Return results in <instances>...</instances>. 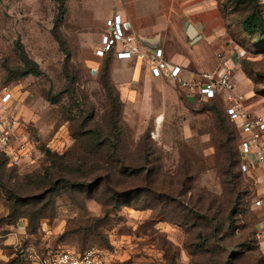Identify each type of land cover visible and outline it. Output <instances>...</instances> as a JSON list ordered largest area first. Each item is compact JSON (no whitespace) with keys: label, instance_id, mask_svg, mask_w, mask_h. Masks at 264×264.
<instances>
[{"label":"rangeland","instance_id":"374dc122","mask_svg":"<svg viewBox=\"0 0 264 264\" xmlns=\"http://www.w3.org/2000/svg\"><path fill=\"white\" fill-rule=\"evenodd\" d=\"M142 1L150 7L162 2L184 7L181 0ZM193 3L201 4L202 13L197 12L188 20L192 22L181 28L184 44L170 45L186 56V50L181 49L184 45L196 68L210 70L206 72L223 68L218 61L222 55L233 67L238 92L249 99V112L264 117V40L242 28L254 9L264 12V0ZM116 6L121 9V0H0V95L4 87L15 94L11 113L23 122V139L31 147L30 158L18 166L0 156V264H24L25 258L31 263L50 251L88 249L104 251L109 264H264L259 239L251 250L241 246L264 224V205L255 207L258 200L264 201L261 188L255 186L259 197L252 192L243 197L234 229L230 230L226 221L228 207L210 223L207 217L213 213L209 214L199 199L207 192H221L214 170L218 135L214 114L211 104L181 93L169 81L145 86L136 83L130 102L129 87L118 88L110 74L115 94L122 101L119 127L124 135L119 150L137 154L135 146L142 136L155 134V139L151 138L156 152L153 165L161 175L174 180L168 199L143 192L121 197L116 204L110 195H101L103 187L96 194L92 186L65 183L43 200L27 203L24 198L36 195L28 190L23 177L45 167L43 147L63 155L75 146L71 124L61 110L62 106L71 109L69 97L82 105L85 117L97 115L99 121L98 116L104 114L108 100L99 82L103 62L93 51ZM190 27L204 38L193 43ZM169 36L180 37L170 33L162 37ZM213 37L216 42L209 41ZM20 45L42 74L8 81L7 71L17 76L25 69L17 50ZM188 69L196 71L192 64ZM49 91L63 95L59 105L48 102ZM93 127L92 121L86 129ZM242 183L241 191H249L248 176ZM186 188L192 190L182 195ZM13 192L24 199L16 202ZM204 202L208 205L207 199ZM236 252L240 256L232 259Z\"/></svg>","mask_w":264,"mask_h":264},{"label":"trees","instance_id":"16d2710c","mask_svg":"<svg viewBox=\"0 0 264 264\" xmlns=\"http://www.w3.org/2000/svg\"><path fill=\"white\" fill-rule=\"evenodd\" d=\"M244 1L237 0L239 3ZM64 12L65 9L62 5L61 13ZM242 28L248 35L256 36L258 40H264L263 10L254 9L244 19ZM17 50L25 69L17 76H12L7 71L8 81H19L28 75L39 77L42 72L38 64L29 59L21 45L18 46ZM100 60L103 62V67L99 82L105 90L108 100L107 104L104 105V114L98 116L99 121H96L97 115L85 117V110L81 108L82 105H78L73 97H69L72 103L71 109L66 110L67 108L62 106L61 110L65 121L71 124L70 131L75 141V146L71 151L63 155L43 147L46 158L45 167L37 173L23 177L28 190L35 191L33 194H36L33 197H24L27 199V203H31L32 200L47 198L49 194H52L55 187L63 183L74 187L92 186L94 187L92 192L96 194H100V190L103 187L104 190L101 195H110L109 197L116 204L121 201V197L127 195H138L139 193L147 192L158 196V199L161 200L163 198L168 199L171 192H173L174 180H169L166 175H161V170L153 165V156L156 153L151 146V138L155 139L153 135H149L147 132L142 136L135 146V152L138 151L136 152L137 154L132 153V156H130L128 153L120 152L119 145L124 132L119 127L122 101L119 94H115L116 88L110 76V63L114 59L112 55H107ZM176 88L180 91L177 86ZM180 92L183 93L182 91ZM62 96V94L54 95L51 91L46 94L48 102L53 105H59ZM194 98L201 101L197 96ZM201 102L211 104V111L214 114L215 128L218 133L215 138L216 157L214 170L217 172L221 192L215 195L207 192L200 197L199 203L207 207L209 214L213 213V217H207L210 219L211 224L228 207L226 221L229 223V229L231 230L234 229L235 218L240 212L243 197L251 194V192L254 196L258 195L259 197L260 192L255 188L254 180L242 171L244 157L239 149L241 134L236 124L227 116L223 100L221 97H216L210 101ZM92 121L94 127L86 129ZM0 156L6 162L10 159V156L4 151H0ZM244 176H248L250 183V190L245 192L241 191L243 186L242 178ZM183 187H185V184H183ZM191 190L192 188L183 189L181 194H189ZM13 194H15L16 202L24 199L19 192H13ZM53 199L50 197V201H53ZM205 199H207L208 205L205 204ZM97 200L106 207V203H102L100 199ZM167 208L168 206H166ZM145 209L153 210L151 207ZM218 228L222 229L221 224ZM258 237L259 229L256 227L255 233L250 235L249 240L241 243V246L251 250L253 243L258 242ZM86 251L80 250L78 252L84 253ZM239 256L240 254L236 252L231 258L236 259ZM26 263L31 264L28 258H25L24 264Z\"/></svg>","mask_w":264,"mask_h":264},{"label":"built area","instance_id":"2783aa9c","mask_svg":"<svg viewBox=\"0 0 264 264\" xmlns=\"http://www.w3.org/2000/svg\"><path fill=\"white\" fill-rule=\"evenodd\" d=\"M105 26L106 32L93 51L96 58L112 55L118 61L146 63L153 78L174 83L187 96H197L201 101L221 97L227 116L236 124L241 134L239 149L244 157L242 171L254 180L256 187L263 186L264 176H258L254 168L258 165L264 171V117H255L249 112L246 98L236 91L230 63H225L222 55H219L224 62L221 70L196 75L188 80L183 77V68L169 63L160 46L152 47L147 44L122 14L115 12L106 20ZM14 100L13 91L4 87L0 95V151L6 152L12 165L18 166L30 158L31 147L28 140L23 139V122L11 113ZM262 205V199L255 203L256 208ZM31 264L109 263L104 251L89 249L84 253L76 250L50 251L32 259Z\"/></svg>","mask_w":264,"mask_h":264},{"label":"crops","instance_id":"0c3cea01","mask_svg":"<svg viewBox=\"0 0 264 264\" xmlns=\"http://www.w3.org/2000/svg\"><path fill=\"white\" fill-rule=\"evenodd\" d=\"M181 1H183L182 4L184 5V7H171L169 2H162L161 5L158 4L156 6L154 5V7H150L148 3L144 4V1L142 0H121V6L119 7L121 9H118V6H116L113 12L122 14L124 19L131 24L136 33L140 35L145 40V42H147V44L149 43V45L152 47L160 46L165 52V59L171 64L181 66L183 68V77L191 80L196 75L210 73L206 72L210 70L201 67L196 68L195 64L190 60L189 55L187 54L188 50L184 47V45H181V49L186 50V56L184 54H181L180 52H175V48H172V45H170V43L179 42L184 44L183 31L181 30V28L185 24H190L192 20L190 21V23H188V20L192 19L193 16L197 14V12H200L201 14V11L203 9L200 6L201 4H194L193 0ZM111 16H109L108 18H110ZM164 33H170L171 36L175 35L180 37H162ZM203 38L204 37H200V39H198L197 41H192L193 43H196ZM209 41L216 42L214 37L213 39L210 38ZM113 61L114 64L111 69L112 78L118 88L123 89L125 86L129 87L128 101L130 102L131 100H133V95H135L134 88L136 86V83L141 82L145 86L155 82L157 83L158 80L168 81L166 79L153 78L150 75L148 64L146 63H142L139 61ZM218 61L223 64V61ZM190 64H192L194 66V69L199 72L189 70L188 66ZM131 82H133L134 84H132ZM236 91L238 92L237 87ZM248 101L249 99L246 98L247 108L249 110ZM252 115L255 117H262L254 114ZM255 167L256 168L254 169L256 174L263 177L264 171L258 165H256ZM258 188H261V194L264 199V185ZM258 238L261 241L260 245L262 246V250L264 252V224H262L261 228H259Z\"/></svg>","mask_w":264,"mask_h":264},{"label":"water","instance_id":"95a60500","mask_svg":"<svg viewBox=\"0 0 264 264\" xmlns=\"http://www.w3.org/2000/svg\"><path fill=\"white\" fill-rule=\"evenodd\" d=\"M188 35L193 41H197L201 37L198 31L194 27H190V30L188 31Z\"/></svg>","mask_w":264,"mask_h":264}]
</instances>
